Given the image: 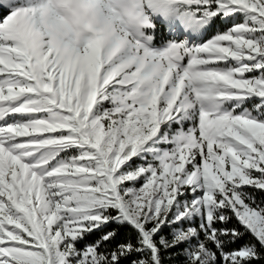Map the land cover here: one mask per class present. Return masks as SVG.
I'll return each instance as SVG.
<instances>
[{"label":"snow or ice","instance_id":"snow-or-ice-1","mask_svg":"<svg viewBox=\"0 0 264 264\" xmlns=\"http://www.w3.org/2000/svg\"><path fill=\"white\" fill-rule=\"evenodd\" d=\"M0 264H264V0H0Z\"/></svg>","mask_w":264,"mask_h":264},{"label":"clouds","instance_id":"clouds-1","mask_svg":"<svg viewBox=\"0 0 264 264\" xmlns=\"http://www.w3.org/2000/svg\"><path fill=\"white\" fill-rule=\"evenodd\" d=\"M82 39H83V36L82 35H77V36H74V37H69L70 42L76 41V40H82Z\"/></svg>","mask_w":264,"mask_h":264}]
</instances>
